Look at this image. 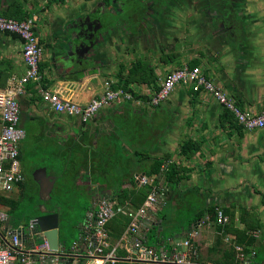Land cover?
Wrapping results in <instances>:
<instances>
[{"label": "crops", "instance_id": "0c3cea01", "mask_svg": "<svg viewBox=\"0 0 264 264\" xmlns=\"http://www.w3.org/2000/svg\"><path fill=\"white\" fill-rule=\"evenodd\" d=\"M13 1L0 0V13L3 14L8 3ZM19 1L28 15L36 18L41 41L46 44L45 48H49L40 63L42 80L26 84L25 93L19 97V101L22 100L32 122L38 124L34 132L26 133L35 135L44 146L52 145L54 148L49 154L54 155L55 159L48 158L49 165L40 164L30 174L37 181L34 170L45 167L47 174L55 180L52 189L48 186L49 192L47 190L45 193V189L41 191L43 203L51 210H60V230L67 229L71 236L67 246L74 243L79 246L74 251L76 256H68L63 261L59 257L36 252V259L40 263L107 264L110 260L104 256L97 258L98 261L86 260L90 244L89 234L83 226L104 197L125 209L137 208L125 193L130 196L139 189H150V186L139 183L138 176L141 175L157 178L155 184L158 188L157 201L138 221L137 233L145 244L159 251L165 249L172 255L174 244L202 222L196 240L199 249L196 264H220L227 259L226 252L234 249L236 244L233 229L243 230L246 226L241 216L248 222L258 221L264 225V128L256 131L239 129L238 123L226 119L224 106L211 94L195 92L184 84L178 85L170 98L160 105L153 106L135 97L111 102L85 123L77 116L54 111L43 101L41 89L60 90L67 98L87 103L102 91L105 79L98 71L100 68L97 70L98 63L93 62V58L89 59L90 49L86 50L85 55L79 54L78 36L73 38L74 42H68V52L55 47L61 39L54 30L67 28L70 20L57 23L55 17L61 13L43 7L44 2L50 0ZM84 1L86 7L91 3ZM92 9L85 15L88 16ZM43 20L45 25L42 32L39 23ZM63 51L64 55H61ZM245 54L242 50V55L236 57L242 59L246 57ZM254 57L260 58L259 55ZM83 59L85 62H82ZM151 66L160 80L170 72L168 70L162 77L156 64ZM25 71L22 39L15 33L0 31V85L6 87L20 80ZM159 84L157 82V87ZM143 85L148 88L147 92L140 93L149 95L156 89V85L150 87L147 84L133 87ZM235 91V98L243 111L248 105L254 113L264 110V98L252 100L249 92L242 89ZM188 139L197 141L200 147L186 156L181 152V145ZM22 149V145H19L22 171L26 175ZM168 155L170 158L164 159L160 171L153 172L157 168L156 159ZM170 164L180 168L182 178L168 186L166 173ZM56 166L60 169L56 170ZM27 178L26 175L25 181ZM17 190L16 198L24 188L18 186L13 192ZM120 196L123 202H119ZM194 204H198L197 208ZM212 207L220 208L223 212L225 209L234 211V225H229L230 218L225 213L228 216L226 223L220 222L218 216L211 218L208 208ZM202 210L205 214L194 220ZM164 217L168 220L165 221ZM126 221H130V218L119 213L108 222L107 230L110 246L116 248V253L122 252L127 257L134 249L136 234L128 230L130 222L125 224ZM122 223L125 224L123 228ZM227 226H230V230L225 229ZM248 233L256 236L264 246V227ZM217 236H220L221 243L215 246ZM64 238L66 236L60 232L59 239ZM250 261H253L252 264H264V260L260 261L259 258L252 257Z\"/></svg>", "mask_w": 264, "mask_h": 264}, {"label": "rangeland", "instance_id": "374dc122", "mask_svg": "<svg viewBox=\"0 0 264 264\" xmlns=\"http://www.w3.org/2000/svg\"><path fill=\"white\" fill-rule=\"evenodd\" d=\"M96 1L98 2V0ZM169 2L171 6L167 14L158 15L155 25L146 33H140L137 37H127L122 29L117 27L108 35L104 34L100 37L98 34L96 35V42L90 44L88 54L89 59L93 58L100 61L97 70L100 68L98 71L102 73L103 78L117 81L116 73L119 71L121 64L130 65L137 58L156 64L159 75L162 77L168 70L183 67L192 58H199L203 61L202 65L207 70L209 79L235 102H237L234 95L235 89L249 92L252 95V100L264 98V0H228L232 8H237L246 21L247 40L242 46V50L246 52V57L242 59L237 58V55L234 54L235 47L239 46V41L236 39L233 42L231 38L232 31L238 30L239 27L231 26L232 29H230L229 26H226V23H219L217 16L222 13L213 11L209 5V0H169ZM48 3L44 2L43 7L45 9L49 8L50 11L55 10V12L61 13L55 17L57 23H67L68 19L70 20L67 23V28L62 27L61 31L60 29L54 30L56 34L58 32L57 37L61 39L55 47H61L68 52L70 46L68 42H74L73 38L79 37L82 30L79 29L78 32V28L73 26L76 25L78 18L87 14L93 5L90 3L86 7L87 3L84 0H64ZM114 7H117V5H114ZM44 25L45 20L39 23L42 32ZM87 30L88 28L83 29L85 33H88ZM42 39H45L44 35ZM77 44L80 46L81 41L78 40ZM85 44H88V42H85ZM42 45L44 55L49 48H45L46 44L44 42H42ZM161 46H164L169 53H178L177 60L172 62L161 60ZM61 55H64V51ZM257 55L260 58H252ZM257 61L260 62L256 64ZM166 67L169 68L166 69ZM160 82L161 80L158 79V83ZM135 89L139 92H147L146 89L148 88L143 85L135 87ZM212 98L217 100L213 95ZM20 104L22 110L21 125L27 132H34L38 124L32 122L31 117L25 111L22 100H20ZM245 111L253 112L249 105ZM21 145L23 147V162L28 177V187L19 200L18 206L11 212L12 224L16 227L23 220L27 219L28 222L30 217L35 215L33 213L36 211L33 206L41 205L44 202L40 185L38 189L37 183L30 174L31 170L40 164L47 163L49 165V159H55L54 155L49 154L54 147L52 145L44 146L33 134L26 133V137L20 141ZM54 168L56 170L60 169L57 166ZM26 175L24 173L25 178ZM47 190L48 186L44 190L45 193H47ZM18 193L17 190L11 193L10 196L16 198ZM197 206L198 204H194L195 208ZM2 208L8 211L10 207L2 206ZM196 260H198V257Z\"/></svg>", "mask_w": 264, "mask_h": 264}, {"label": "built area", "instance_id": "2783aa9c", "mask_svg": "<svg viewBox=\"0 0 264 264\" xmlns=\"http://www.w3.org/2000/svg\"><path fill=\"white\" fill-rule=\"evenodd\" d=\"M0 31L17 34L23 41V58L26 71L20 80L9 86L0 85V195L13 192L25 176L22 171L19 145L26 137V130L21 126V105L19 97L25 93L26 84L31 81L42 80L40 63L43 59V45L36 25V18L29 16L19 20L6 17L0 13ZM188 85L195 92H206L213 95L219 103L235 113L239 123L246 130L264 128V110L261 112H246L240 109L221 88L217 87L205 74L202 66L183 67L171 70L161 80L157 89L151 92L148 102L157 106L170 98L175 88L180 85ZM44 102L48 103L54 111L77 116L82 122H88L106 105L111 102H122L134 99L131 91L123 86H117L116 81L106 79L103 89L87 103H78L64 96L60 90L41 89ZM138 181L143 186H150L145 202L137 208L125 209L113 202L110 198L101 199L98 208L89 214L84 224V230L89 234L90 252L93 260L106 257L114 262L117 259L116 248L110 246L108 222L117 214L124 213L130 218L129 228L135 233L134 249L127 258L131 261H139L146 264H196L199 249L196 240L200 233L202 222L197 223L181 241L174 244L173 254L165 249L160 251L156 247L145 244L137 233L138 221L143 218L148 208L157 201V188L155 179L147 175L138 176ZM219 221L226 223L228 216L217 208ZM11 215L5 209L0 208V264H42L36 259V249L28 248L21 242L7 222ZM35 225L34 217L29 220V226ZM17 228V227H15ZM47 244V242L45 243ZM234 249L241 264H252L251 258L256 252L246 253L244 246L235 244Z\"/></svg>", "mask_w": 264, "mask_h": 264}, {"label": "trees", "instance_id": "16d2710c", "mask_svg": "<svg viewBox=\"0 0 264 264\" xmlns=\"http://www.w3.org/2000/svg\"><path fill=\"white\" fill-rule=\"evenodd\" d=\"M53 1H62V0H51L50 2H53ZM104 1H105L106 5H109L110 3L113 2V0H104ZM117 1H119V3L122 5L121 11L116 15L109 13V17H108L109 22L112 24H114V23L120 24L122 21V22L128 23V27L131 28L132 30H134V26H135L134 18L136 15H139L138 14L139 10H140V8H142L144 6V4L142 3L141 0H117ZM209 3H210V7L213 11H220V13H222L221 15H219L217 17V21H219V23H221V24L223 22L226 23V26H229L230 29H232L231 26H238L239 27L238 30L232 31V33H231L232 41L234 42V41H236V39L239 41V46H236L235 50H234L235 55H237L239 57L240 55H242V46L245 44V42L247 40V30L245 27L246 21L244 20V16L242 15V13L237 8H232V6L229 4L228 0H209ZM3 15H5L6 17L16 18L19 20L25 19L29 16L28 12L23 8V5H22L21 1H19V0L18 1L15 0L13 2L8 3L7 9L3 12ZM105 25H109V24H107V22H105ZM177 56H178V53H173V52L169 53V52H166L165 50H162V53L160 55L161 60L166 61V62L176 61L178 58ZM201 63H202L201 59L192 58L187 63V65H189L190 67H194V66H198V65L202 66ZM94 65H96V64H94ZM204 72L208 77L206 69H204ZM116 76L118 78V80L116 82L117 86H123L127 90L131 91L135 98H139V99H142L145 101H148L150 96L147 94L140 93V92L136 91L134 89L133 85L147 84L150 87H155V85H156L155 88L156 89L158 88L157 87L158 76L155 73V68L153 66H151L149 61L142 59V58H137V59L133 60L130 63V65L121 64L119 71L116 73ZM236 105L240 109H242V105L240 104V102H238V103L236 102ZM224 115L226 116V119H228L234 123H238L239 129L244 128L239 123L238 118L235 115V113L233 111H231L230 109L224 107ZM225 116L222 118V123H224ZM199 147H200V145L197 141H194L192 139H188L182 143L181 152L183 154H185L186 156L191 155V154L195 153V151L197 149H199ZM169 158H170V155L166 156L165 158L156 159L155 163H157V168H155L153 172H159L161 164L164 161V159L169 160ZM179 172H180V168L176 164H170L168 166V170L166 173L167 174V180H168V186L169 185L171 186V184H176L180 181L182 176L179 175ZM35 182L37 183L38 189H39V183L36 180H35ZM155 182L157 183V178H155ZM19 187H23L24 190L21 191V194L18 198H13V197L7 196V195H0V208L4 209V208H2V206H9L10 208L8 210V213L10 215H11V212L14 210V208H16L18 206L19 200L25 194V191L28 187L27 180L26 181L24 180L23 182H21L19 184ZM149 190H146L143 188V189H139V190L135 191L130 196L128 195L129 193H125V195H126V198L128 197L135 206L139 207L147 199ZM119 202H123V200L121 199V196H120ZM166 203H168V202H166ZM166 205L167 204H165V207H166ZM36 206L37 205L33 206V209L36 211L33 214H37L38 210H37ZM165 207H164V210L166 209ZM208 209H209L208 212L210 213L211 218L216 219L217 218V209L215 207L208 208ZM224 213L229 215V218H230L229 225H234V222H235L234 211L225 209ZM165 214H167V213H165ZM197 214H199V216L196 217L194 220H198L199 217H201L203 214H205V211L202 210V211L198 212ZM31 217L33 218V216H31ZM31 217H30V219H31ZM113 219H111V220H113ZM163 219L165 221L168 220L166 217H164ZM241 219L244 220L243 222H245L246 226L243 230L233 229V231L235 232V235H236V244L244 246L245 251L248 254H251L252 251H255L256 254L253 258H257V259L259 258L260 261L264 260V246H261L263 242H259L256 236L248 233L250 230L260 229V228L264 227V225L258 221L257 222L256 221L255 222L249 221L248 222L242 216H241ZM127 222L129 223L130 221H126L125 224H127ZM125 224L122 223V228L125 226ZM218 229L221 230V227L219 226ZM225 229L230 230V226H227V228L225 227ZM220 243H221V238H220V236H217V239L215 241V246L219 245ZM226 254L228 255L227 259H225L220 264H241V261H240V259L237 258V253L233 248L228 250L226 252ZM126 258H127L126 254H123L122 252H120L119 254L117 253V259L114 262L109 261L107 263L108 264H146V263L139 262V261L126 260ZM252 263H253V261H252Z\"/></svg>", "mask_w": 264, "mask_h": 264}, {"label": "water", "instance_id": "95a60500", "mask_svg": "<svg viewBox=\"0 0 264 264\" xmlns=\"http://www.w3.org/2000/svg\"><path fill=\"white\" fill-rule=\"evenodd\" d=\"M79 32V29H78ZM77 37V36H76ZM35 178L40 184V191L49 186L52 189L55 180L51 178V175L47 174L45 167H40L33 172ZM48 181V182H47ZM50 190H48L49 192ZM37 214L34 216L35 225L29 226V221H22L21 225L15 228L11 223V217L9 218L7 225L11 228L12 232L16 234L19 240L26 243V246L30 249H36L38 247V253H42L50 257H59L65 259L68 256H76L74 252L78 249V245L67 246L68 239L71 238L69 231L61 227L60 210H51L47 207V204L37 205ZM66 236L63 240L59 239V234ZM42 241V243H40ZM47 242V244H45ZM90 249L87 251L90 252ZM79 255V254H78ZM86 260L92 259V256L88 253L85 255ZM60 259V260H61ZM126 260H130L126 258ZM64 264H66L64 262Z\"/></svg>", "mask_w": 264, "mask_h": 264}, {"label": "flooded vegetation", "instance_id": "af4514ba", "mask_svg": "<svg viewBox=\"0 0 264 264\" xmlns=\"http://www.w3.org/2000/svg\"><path fill=\"white\" fill-rule=\"evenodd\" d=\"M89 1H91V5H93L91 13L88 16L84 15L79 17L76 22L77 27L79 29H82L79 33V40L81 41V44L79 46L80 55H85L86 50L90 49V44H95V37L97 34L99 37L104 34L108 35L112 33L113 30L117 27H120L127 37H137V35H139L140 33L148 32L149 29H151V27L155 25L158 15L167 14V11L171 6L169 0H141L144 6L140 8L138 13L139 15L135 16V26L134 30H132L128 27V23L121 21L120 24H112L109 22V13L116 15L121 11L122 5L119 3V1L113 0V2L109 5H106L104 0H98V2L96 0ZM114 5H117V7H114ZM104 21L109 25H105ZM84 28H88V33H85L83 31ZM85 42H88V44H85ZM162 50L166 51V48L164 46H161V52ZM88 61L89 60H87L86 62ZM82 62H85V60L83 59ZM93 62L99 63L100 61L95 60ZM35 215H33V217ZM23 221L27 222V219Z\"/></svg>", "mask_w": 264, "mask_h": 264}]
</instances>
